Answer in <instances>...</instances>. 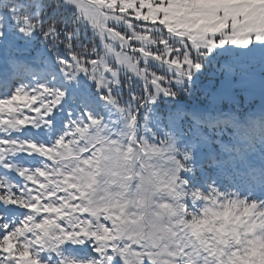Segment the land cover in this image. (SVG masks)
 I'll return each mask as SVG.
<instances>
[{"label": "snow or ice", "instance_id": "1", "mask_svg": "<svg viewBox=\"0 0 264 264\" xmlns=\"http://www.w3.org/2000/svg\"><path fill=\"white\" fill-rule=\"evenodd\" d=\"M0 264H264V0H0Z\"/></svg>", "mask_w": 264, "mask_h": 264}]
</instances>
